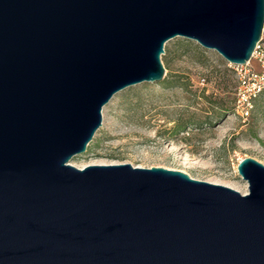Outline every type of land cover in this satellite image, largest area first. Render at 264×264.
<instances>
[{"label":"water","instance_id":"water-1","mask_svg":"<svg viewBox=\"0 0 264 264\" xmlns=\"http://www.w3.org/2000/svg\"><path fill=\"white\" fill-rule=\"evenodd\" d=\"M264 0H0V264H264V164L249 193L164 167L78 168L123 89L166 77V43L246 64Z\"/></svg>","mask_w":264,"mask_h":264},{"label":"rangeland","instance_id":"rangeland-1","mask_svg":"<svg viewBox=\"0 0 264 264\" xmlns=\"http://www.w3.org/2000/svg\"><path fill=\"white\" fill-rule=\"evenodd\" d=\"M165 49L167 87L144 82L118 92L88 151L71 164L164 167L249 193L238 166L247 157L264 164V92L242 117L233 63L186 37L169 40ZM179 125L188 127L178 131Z\"/></svg>","mask_w":264,"mask_h":264},{"label":"built area","instance_id":"built-area-1","mask_svg":"<svg viewBox=\"0 0 264 264\" xmlns=\"http://www.w3.org/2000/svg\"><path fill=\"white\" fill-rule=\"evenodd\" d=\"M233 65L238 78L235 110L242 117H247L255 100L264 92V31L252 59L246 64Z\"/></svg>","mask_w":264,"mask_h":264},{"label":"trees","instance_id":"trees-1","mask_svg":"<svg viewBox=\"0 0 264 264\" xmlns=\"http://www.w3.org/2000/svg\"><path fill=\"white\" fill-rule=\"evenodd\" d=\"M159 84H161V85H163V87H167V81H166V79L163 81V82H161V83H159ZM263 94V93H262ZM261 94V95H262ZM257 100V99H256ZM255 100V101H256ZM254 104H255V102H254ZM254 107V106H253ZM191 125V124H190ZM188 126L187 125H185V126H178L176 129L178 130V131H181V130H185L186 128H187Z\"/></svg>","mask_w":264,"mask_h":264}]
</instances>
